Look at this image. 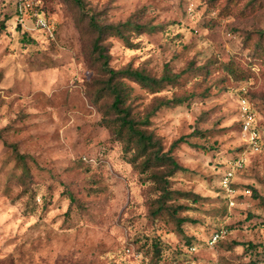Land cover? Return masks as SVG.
I'll use <instances>...</instances> for the list:
<instances>
[{
  "label": "rangeland",
  "instance_id": "obj_1",
  "mask_svg": "<svg viewBox=\"0 0 264 264\" xmlns=\"http://www.w3.org/2000/svg\"><path fill=\"white\" fill-rule=\"evenodd\" d=\"M80 2L44 0L49 38L18 30L0 0V264H264V146L249 145L240 114L245 98L263 142L264 0ZM91 17L143 27L127 30L130 44L107 39L113 68L174 76L154 88L124 80L137 118L184 100L143 127L164 152L186 141L170 196L142 183L88 97L100 77ZM241 156L229 193L220 181ZM218 229L227 236L206 246Z\"/></svg>",
  "mask_w": 264,
  "mask_h": 264
},
{
  "label": "trees",
  "instance_id": "obj_2",
  "mask_svg": "<svg viewBox=\"0 0 264 264\" xmlns=\"http://www.w3.org/2000/svg\"><path fill=\"white\" fill-rule=\"evenodd\" d=\"M6 1L12 6L16 18L17 13L15 5L8 0ZM75 1L77 5L82 4L80 0ZM80 9L83 11L82 8ZM43 12L45 16H47L45 5L43 7ZM22 28L23 27H18V30L23 31L24 28ZM89 28L95 35L90 51V62L93 68L98 71L100 77L95 80L94 89L89 93V96H87L90 98L92 105L102 113V125L108 128L113 133V136L124 144L126 155H130V157H128V162L136 169L140 170L141 174L145 176L141 179L142 183L144 185H157V188L162 193V197L170 196L172 193L168 188L171 183V178L179 172L186 171V169L179 165L172 156L173 149L179 143H185L186 141L184 138H181L172 144L169 151L164 152L161 142L153 133H148L143 127L150 123L151 117L159 109L169 107L176 103L182 104L184 100H160L158 101V105L150 113L140 119L133 113V107L129 103L132 99V91L125 84L124 80L130 79L144 87L154 88L166 82H175L174 76L165 75L158 81L148 76L145 72L134 70L131 67L116 70L111 66V55L108 47L105 45L107 39L109 37H116L124 43L130 44V37L126 33L127 30L130 28L141 30L143 27L140 25L132 21L120 25H102L98 23L94 17H91ZM27 36L28 35H24V40L27 38L29 40L33 39ZM108 100H110V102H108ZM11 148H13L17 158L22 162H26V157L24 155L20 154L15 147L11 146ZM181 222L183 223V221ZM220 230L222 229L215 230L211 233L205 241L206 246H209V240L213 234ZM225 236H227V234ZM223 238L221 240H223ZM221 240L213 246H216ZM187 248L190 251H192V248H195V251L192 252H196L198 246L191 243ZM149 262L151 264H159V262L153 263L151 259Z\"/></svg>",
  "mask_w": 264,
  "mask_h": 264
},
{
  "label": "built area",
  "instance_id": "obj_3",
  "mask_svg": "<svg viewBox=\"0 0 264 264\" xmlns=\"http://www.w3.org/2000/svg\"><path fill=\"white\" fill-rule=\"evenodd\" d=\"M15 5L16 8V22L20 27L28 28L29 25L33 29L43 31L49 38L54 37L55 25L53 22L45 16L43 12V0H8ZM241 109V131L244 138L249 145L256 151H259L263 146L261 136L256 128V114L252 104L245 98L240 100ZM246 165L245 157H238L234 164L225 171L220 184L223 189L229 193H233V183L235 181L238 172L243 170ZM249 192V191H248ZM227 231L222 229L213 234L209 240V246L215 245L221 240ZM195 251V248L191 249Z\"/></svg>",
  "mask_w": 264,
  "mask_h": 264
}]
</instances>
